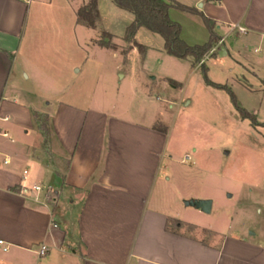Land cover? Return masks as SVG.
Listing matches in <instances>:
<instances>
[{
	"label": "crops",
	"instance_id": "1",
	"mask_svg": "<svg viewBox=\"0 0 264 264\" xmlns=\"http://www.w3.org/2000/svg\"><path fill=\"white\" fill-rule=\"evenodd\" d=\"M171 1L195 11L175 7L168 11L176 23L177 15L193 19L195 27L183 36L180 33L187 45H201L199 38L208 42L199 14L213 22L217 41L212 48L224 39V50L205 58L204 66L214 56L229 57L249 91L257 92L247 78L264 86V0ZM88 2L0 0V241L7 247L4 252L0 246V264H264L263 235L235 233L230 228L221 232L180 219L184 209L202 212L185 206L189 198L180 189L179 176H168L169 168L162 163L167 127L156 116L165 112L160 102L169 103L167 109L173 106L168 95L158 93L152 78L134 85L130 74V95L122 90L121 108L95 97L81 106L63 99L67 83L59 80L55 52L59 53V44L81 49L77 29L94 32L86 43L81 42L83 52L85 44L91 45L133 63L151 48L138 41L144 28L128 43V53L114 48L127 43L124 34L133 16L119 8L125 14L116 13L111 0H97L98 26L78 24L77 10ZM102 6L123 19L117 33L106 26ZM66 13L71 17L68 21L63 19ZM234 26L244 28L245 34ZM100 33L110 35L114 47L97 45ZM155 41L159 52L186 67V74L199 69V64L169 56L162 38ZM133 42L144 51L139 53ZM251 46L260 48L262 55L250 56ZM88 61L87 56L82 66ZM63 67L71 68L70 79L80 73L74 60ZM167 80L178 84L181 100L185 82ZM122 93L117 97L122 98ZM136 103L140 110L134 109ZM42 115L48 125L45 142L38 129ZM4 158L9 164L3 165ZM36 185L55 191L54 204H43L42 193H21L22 188ZM188 228L208 235L199 236ZM41 245L47 246L43 256L38 255Z\"/></svg>",
	"mask_w": 264,
	"mask_h": 264
},
{
	"label": "rangeland",
	"instance_id": "2",
	"mask_svg": "<svg viewBox=\"0 0 264 264\" xmlns=\"http://www.w3.org/2000/svg\"><path fill=\"white\" fill-rule=\"evenodd\" d=\"M111 6L116 13L125 14L115 5ZM102 14L106 26L112 27L117 33L124 24L123 19L119 16L115 17V14L103 6ZM177 16L182 36L186 29L195 27L193 19H188L184 17L185 15ZM64 18L67 21L71 19L67 13ZM105 34L98 35L96 44L103 46V40L107 39L105 42L107 46L104 47H114L111 38L105 37ZM204 34L206 35V32ZM93 36L94 32L89 29H77L76 38L81 49L73 44H59L60 51L55 52L59 54L57 62L59 80L67 83L66 90L61 93L63 99L66 101L72 99L76 105L81 106L87 98L95 97L121 108L119 102L124 100L123 94H129L127 88L131 84L130 74L134 76V85H142L150 80L148 77L152 78L153 86L158 93L165 98L168 95L173 106L172 109H167L169 103L160 102L165 112L163 117L161 114L156 116V120L159 119V123L167 127L165 159L162 163L169 168L168 176H172L173 173L179 176L180 189L187 195L188 200L212 202L209 213H194L190 209H184L180 213V219L221 232L230 228V231L235 233L256 232L258 236H264V92H262L264 86L262 83L247 78L253 90H257V92L249 91L235 63L229 57L220 60L214 56L206 62L207 78L214 83L228 86L239 106L256 117V123L253 124L239 116L225 91L204 84V73L200 68L192 72V75H188L185 66L178 64L165 53L159 52L155 41H161L159 36H153L146 30L138 35V41L151 48L146 49L143 56L134 58L133 63L131 59L126 63L119 53L118 56H112L111 51L96 49L91 45L85 44L83 52L81 42L86 43V40ZM197 41L201 45L205 43L204 38H199ZM116 47L124 55L131 49L128 43L116 45L114 48ZM142 48L144 51V47ZM255 48L256 52L253 51ZM248 54L258 57L262 55V50L257 46H251ZM87 56L89 61L83 67L82 61ZM72 60L80 73L70 79L71 68L63 65H68ZM118 72L120 75H125L123 79H119ZM167 79H175L182 84L185 82L181 100L178 86L176 89L169 88L168 85L170 87L171 85ZM122 90H125V93H122ZM120 93L123 99L117 97ZM131 100L130 97L127 101L129 106ZM137 108L140 110L142 106L136 103L134 109ZM38 121V129L42 132L45 142V134L48 132L47 119L42 115ZM36 144H39V141ZM186 157H189V161H186ZM188 231L199 236L208 235L205 230L188 228Z\"/></svg>",
	"mask_w": 264,
	"mask_h": 264
},
{
	"label": "trees",
	"instance_id": "3",
	"mask_svg": "<svg viewBox=\"0 0 264 264\" xmlns=\"http://www.w3.org/2000/svg\"><path fill=\"white\" fill-rule=\"evenodd\" d=\"M112 3L119 9L130 13L133 16V21L126 28L124 34V41L132 43L134 36L139 28H144L152 34L158 35L164 42L165 52L172 57L182 60H189L192 66L200 63L202 58L209 52L213 44L216 43L217 39L213 33V22L201 14V19L209 32V40L203 45L189 46L180 38V26L178 23L170 20L168 11L170 8L175 7L181 11L195 13L185 6L174 3L171 0H111ZM219 1V0H216ZM77 23L87 28H95L99 21V13L97 9V0H89L88 4L80 7L76 13ZM107 38L110 35L105 34ZM103 46H107L106 43L102 42ZM133 45L140 51L143 52L142 46L138 44ZM199 68L204 73V84L213 89L225 91L231 101V104L238 112L239 116L243 120H249L253 124L256 123V117L245 109H243L236 101V98L231 89L224 84H217L210 81L205 75L207 70L203 64L199 65ZM169 83L177 87L178 84L173 81Z\"/></svg>",
	"mask_w": 264,
	"mask_h": 264
},
{
	"label": "built area",
	"instance_id": "4",
	"mask_svg": "<svg viewBox=\"0 0 264 264\" xmlns=\"http://www.w3.org/2000/svg\"><path fill=\"white\" fill-rule=\"evenodd\" d=\"M233 29H236V31L240 34H245L246 30L242 27H239V26H234ZM224 45V39H221L217 42L216 46L211 48L209 50V52L202 58V60L200 61L199 65L202 64V62L204 61L205 58L207 57H211L213 55H217L219 52H220V49L221 47H223ZM3 137H8L7 133H4L2 134ZM186 161H189V157H186L185 158ZM3 165H7L9 164V160L8 158H4L3 159ZM24 175H26V171L23 172ZM42 193V198H43V204H49V203H52L54 204L57 196H56V193L55 191L50 188V187H46V188H43L42 186H39V185H36V186H33L32 188H22L21 190V193L26 195L28 193ZM34 201L35 202H40V200L38 199V197H34ZM42 203V202H41ZM0 246H3V251L6 252L7 251V247H4V242L3 241H0ZM47 252V246L45 245H41L39 247V250H38V255L40 256H43L45 253Z\"/></svg>",
	"mask_w": 264,
	"mask_h": 264
},
{
	"label": "water",
	"instance_id": "5",
	"mask_svg": "<svg viewBox=\"0 0 264 264\" xmlns=\"http://www.w3.org/2000/svg\"><path fill=\"white\" fill-rule=\"evenodd\" d=\"M222 50H224V47H221L220 51ZM185 206L198 209L204 213H209L212 202L210 200H188L185 202Z\"/></svg>",
	"mask_w": 264,
	"mask_h": 264
}]
</instances>
